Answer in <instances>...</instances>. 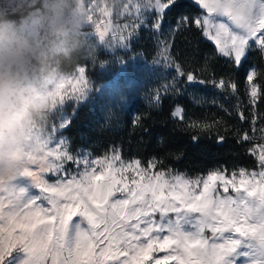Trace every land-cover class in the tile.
I'll return each mask as SVG.
<instances>
[{
    "label": "snow or ice",
    "instance_id": "snow-or-ice-1",
    "mask_svg": "<svg viewBox=\"0 0 264 264\" xmlns=\"http://www.w3.org/2000/svg\"><path fill=\"white\" fill-rule=\"evenodd\" d=\"M124 15L129 23L110 33L109 47L134 48L147 32L165 53L153 61L156 71L170 73L155 104L207 82L173 56L171 38L181 30L211 41L215 55L244 74L249 103L260 99L251 62L264 61V0H131ZM85 72L60 97V109L75 103L59 129L71 127L77 105L88 98ZM213 83L237 91L231 77ZM183 114L179 105L171 112L181 121ZM237 115L246 119L242 111ZM252 124L253 135L245 131L237 143L249 142L258 170L218 168L196 177L157 170L155 157L144 164L123 160L119 151L102 159L73 155L63 133L58 140L50 134L30 158L19 196L0 197V264H264V143L252 144L255 117ZM190 127L209 125L193 120ZM190 142L203 147L198 135ZM226 143L224 136L215 141L219 148Z\"/></svg>",
    "mask_w": 264,
    "mask_h": 264
},
{
    "label": "trees",
    "instance_id": "trees-1",
    "mask_svg": "<svg viewBox=\"0 0 264 264\" xmlns=\"http://www.w3.org/2000/svg\"><path fill=\"white\" fill-rule=\"evenodd\" d=\"M23 12L11 13L18 16ZM141 35L143 38L134 48L117 53L106 50L95 34L74 32L68 36L69 55L59 57L60 71L68 72L78 65H85L95 88L103 86L89 100L77 105L71 127L62 130L69 138L71 150L86 148L105 155L119 147L123 157L139 158L142 163L155 157L158 169H174L192 175L217 167L256 168V158L247 151L249 142L237 143L238 137L250 128V108L242 107L240 102L247 98L244 74L233 70L226 58L215 55L211 41L204 40L195 31L181 30L171 38L173 56H179L182 67L194 70L207 82L197 88L186 86L179 95L165 94L157 105L154 94L158 89L163 93V88L126 85L128 83L124 80L127 77L132 82L139 78L130 67L133 54H140L146 60L154 58L156 41L149 39L147 32H141ZM123 62L127 65L126 71L117 78L121 85H101L115 78ZM251 64L256 68V80L262 86L256 113L264 125V61L254 57ZM221 76L225 79L231 77L237 83L235 93L210 85L212 80L218 82ZM228 95L234 102L226 98ZM177 105L184 109L183 121L171 116ZM67 109L71 114L69 105ZM238 111L244 113L245 120L239 119ZM193 120L209 127H190ZM193 135L200 136L203 147H192L190 138ZM218 136L227 139L223 148L215 145Z\"/></svg>",
    "mask_w": 264,
    "mask_h": 264
},
{
    "label": "clouds",
    "instance_id": "clouds-1",
    "mask_svg": "<svg viewBox=\"0 0 264 264\" xmlns=\"http://www.w3.org/2000/svg\"><path fill=\"white\" fill-rule=\"evenodd\" d=\"M72 5L73 0H33L14 16L0 0V176L19 171L43 142L65 80L59 57L69 52L60 28ZM4 195L16 198L8 190Z\"/></svg>",
    "mask_w": 264,
    "mask_h": 264
},
{
    "label": "rangeland",
    "instance_id": "rangeland-1",
    "mask_svg": "<svg viewBox=\"0 0 264 264\" xmlns=\"http://www.w3.org/2000/svg\"><path fill=\"white\" fill-rule=\"evenodd\" d=\"M8 3V10L10 12L14 11H23L28 4L32 3L33 0H6ZM129 3H131V0H73V11L69 18L65 20V22L61 25L60 31L62 33L61 39L66 41V48L69 49V46L67 44V38L71 33L74 32H84V33H90L95 34L98 38V42L103 45V47L112 52L117 53V51H130L132 47L129 49H117L115 47H109L108 40L110 33L113 32L114 29L122 26L125 23H129V20L127 17H125L124 13L127 11ZM37 8L40 7L39 4L36 5ZM30 11L35 14V9H30ZM149 36V34L147 35ZM156 45V42H155ZM154 58L152 60H146L143 56L140 54H133L130 58V67L133 69V73L139 78L136 80H132V82L127 77L124 78L125 81H127L128 84L126 85H154L155 87H159L160 89L163 88V85L168 82L170 78V73L168 71H156L155 66L153 65V61L159 59L161 56L165 55V53L162 51L161 48H158L156 45V49L154 50ZM126 63L123 62L120 64V71L115 75V78L112 81L105 82L101 85H121L119 81H117V78L119 77L120 73H124L126 71ZM85 69V77L89 82V90H88V98L84 101L89 100L95 91L99 92L102 88H95V84L92 79L87 74V67L85 65H78L74 70L68 71V72H62V74L65 77V80L63 84L61 85V92L60 97L64 90L66 89L69 82L72 80L73 77L77 76L80 70ZM256 69V68H255ZM135 71V72H134ZM213 81L210 83V85L213 84ZM254 82L258 83L256 78ZM164 89V88H163ZM159 90V89H158ZM247 98L244 101L241 102V106H245L249 109V114L251 115L249 118L250 125L249 130H246L249 135H253L252 128V119L255 117V128L256 132L254 135V139L252 141V144H259L264 143V136L261 135L260 129L261 127H264L263 124H261L259 121V117L256 113V104L252 105L249 103V97L246 92ZM229 96V97H228ZM226 96L227 99L232 100V97L230 95ZM59 97V98H60ZM258 101V100H257ZM80 102V103H81ZM234 102V99L232 100ZM75 102H66L63 109H60V106L57 105L56 109L51 115L50 123L48 124L47 128L45 129L43 133V141L48 139L50 134L54 137V139L58 140L60 139V135L62 133V129H59V123L62 115H71L69 110L67 109V106L69 104H74ZM257 103V102H256ZM237 106H240V103H237ZM181 107V106H180ZM247 126V125H246ZM245 132V131H244ZM243 134V133H242ZM63 136L66 138L67 145L69 147V150L73 153V155L77 154H87L90 158H100L102 159L105 156H111L113 151H119L121 154V149L117 147L113 151H111L108 154L105 155H98L93 153L90 149L86 148H79L76 151H72L70 148V142L67 135L63 134ZM251 146V145H250ZM36 152V151H35ZM35 152L29 153L26 156V164L24 167H22L19 171H17L15 174L4 177L0 176V197H3L5 199H8L4 193L6 190H8V195H15V197L19 196L20 192L19 189L21 187V177L24 174V171L29 167L31 163V157L34 156ZM121 157L123 160H134L137 158H126L123 157L121 154ZM139 159V158H138ZM146 164V163H144ZM65 167L71 172V174H76V167L72 165L71 163H68L65 165ZM218 168H225L228 170L229 173L232 171H238L240 168L248 169L249 171L255 169L258 170V166L256 168H246V167H238L235 169H228L226 167H217L213 169ZM157 170H164L166 172L171 173H180L186 176L190 177H196L199 175H205L208 171L199 173V174H189L187 172L178 171L174 169H158ZM211 170V169H210ZM48 178L54 179V177L49 174ZM11 200V199H8ZM78 219V218H77ZM158 255H163L162 253Z\"/></svg>",
    "mask_w": 264,
    "mask_h": 264
}]
</instances>
